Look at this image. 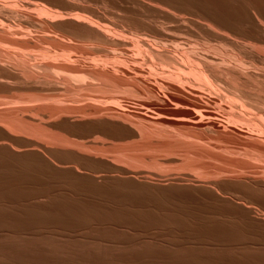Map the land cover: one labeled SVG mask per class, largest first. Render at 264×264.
Segmentation results:
<instances>
[{"label":"bare ground","instance_id":"6f19581e","mask_svg":"<svg viewBox=\"0 0 264 264\" xmlns=\"http://www.w3.org/2000/svg\"><path fill=\"white\" fill-rule=\"evenodd\" d=\"M257 1L0 0V264H264Z\"/></svg>","mask_w":264,"mask_h":264},{"label":"rangeland","instance_id":"374dc122","mask_svg":"<svg viewBox=\"0 0 264 264\" xmlns=\"http://www.w3.org/2000/svg\"><path fill=\"white\" fill-rule=\"evenodd\" d=\"M255 1V0H254ZM257 1V0H256ZM258 2H261V6H263L264 7V0H258L257 1V3ZM258 4H260V3H258ZM27 6V8H29V7H33V5H31V4H28V5H26ZM31 11H32V8H29ZM37 22L35 23V28H37V29H39L40 27V24L39 25H37ZM191 25V24H190ZM192 27H193V25H191ZM197 26H195L194 25V29L196 28ZM197 29V28H196ZM18 30H19V32H27V30H25V29H16V30H14V31H12V32H18ZM38 37H41L40 35H38ZM192 40H194V38H192ZM146 74H148V73H146ZM1 196H2V198H1ZM24 196H26V195H24ZM24 196H22L20 199H19V197H11L10 195H9V197L8 196H5V195H0V205H1V203L3 204V201L4 202H7L6 203V205L4 206V205H1L0 206V209H1V212H3V210L5 209V208H7V209H5L4 211H6L7 210V212L11 209V210H18V205H21L20 207H19V209H21V208H23V207H25V206H28V201H26L27 199L28 200H30L31 198H32V194H28L25 198H24ZM29 197H31V198H29ZM3 198H5V199H3ZM8 198V199H7ZM10 198H12V199H10ZM15 198H16V200H15ZM3 201H2V200ZM6 200H8V201H6ZM11 201H13V202H11ZM14 202H15V204H14ZM18 202H20V203H18ZM24 202H26L27 203V205L24 203ZM12 203L14 204V206L16 207V209L14 208V209H12L11 207H14L13 205H12ZM5 204V203H4ZM7 204H8V206H7ZM18 204V205H17ZM11 206V207H10ZM97 213H95L93 216H96L97 217ZM99 216V215H98ZM106 216V215H105ZM98 218V217H97ZM94 220H96L95 218H91V223H89V224H87V225H78V226H64V225H60L59 223H58V225L59 226H57L56 224L57 223H55V225L59 228H57L56 226H54V224L52 225V226H45V224H35V225H33V224H30L28 227H25L24 228V230H26L27 232H25V231H16L17 229H15L16 227H13V226H11L10 228H11V230H10V228H8V230L10 231V233L11 234H9L8 232V230H7V228H6V226H4L5 228L3 229V228H1V229H3L2 231H0L1 233L2 232H7V234H8V236H9V238H10V240H14V241H24V240H28V238H30L29 239V241H31L32 243L34 242H40V243H35V244H37L39 247H45V246H52V245H54L52 242H54V241H56V242H58V241H62V240H67V237H68V235H69V237H71L70 235H72V237L71 238H68L69 240H71V239H74V240H85V241H91V239L92 240H96V239H98L97 241H100V239L101 238H95V233L96 234H98V233H108L109 232V229H107L104 225L106 224V223H104V220H105V222L107 221L106 219H97L96 220V222L94 221ZM99 220V221H98ZM103 221V222H101V221ZM98 221V222H97ZM99 222H100V226H99ZM97 223V225H95ZM102 223V224H101ZM40 225H42V226H40ZM44 225V226H43ZM89 225V226H88ZM35 226H37V227H35ZM53 226H54V228H53ZM61 226V227H60ZM82 226V227H81ZM97 226V227H96ZM104 226V227H103ZM30 227V228H29ZM31 227H33V229L31 228ZM42 227H44V228H42ZM50 227L51 228H53V229H55V230H53V229H50ZM65 227V228H64ZM70 227V228H69ZM72 227V228H71ZM99 227H100V229H99ZM26 228H28V229H26ZM39 228H41L40 230H37V229H39ZM49 228V229H48ZM62 229V231H61V229ZM69 228V229H68ZM76 228V229H75ZM86 228V229H85ZM56 229L57 230H59L61 233H64V234H61V233H58L59 231H56ZM107 231H106V230ZM7 230V231H6ZM33 230V231H32ZM67 230V231H66ZM73 230V231H72ZM78 232H77V231ZM88 230H90V231H88ZM92 230H95V231H92ZM35 231V232H34ZM40 231H41V233H40ZM65 231L66 232H68V231H72V233H70V232H68V233H70V234H67V233H65ZM74 231H76L77 232V234H76V232H75V234H74ZM87 231V232H86ZM106 231V232H105ZM16 232H18V233H16ZM24 232L28 235V238H27V235L26 234H24ZM45 232H47V233H49V235L47 234V233H45ZM80 232H82V233H80ZM89 232V234L90 235H88L87 233ZM13 233H14V235H13ZM20 233V234H19ZM22 233V234H21ZM42 233H43V235L46 237V239L44 238V236L42 235ZM45 233V234H44ZM50 233H51V235H50ZM54 233L56 234V235H54ZM79 233H80V235H79ZM92 233V234H91ZM29 234H30V236H29ZM35 234V235H34ZM47 234V235H46ZM61 234V235H60ZM67 236H66V235ZM85 234V235H84ZM13 235V236H12ZM16 235V236H15ZM19 235H23V236H19ZM31 235L33 236V237H31ZM76 235V236H75ZM17 236H18V238L20 237V239L18 240V238H17ZM40 236H42V237H40ZM54 236H56V238L57 239H55V237ZM58 236H60V237H58ZM62 236H64L63 237V239H62ZM78 236H80L79 237V239H78ZM89 236V237H88ZM92 236V237H91ZM38 237H39V239H38ZM47 237H48V239H47ZM49 237L50 238H52L51 240H49ZM54 237V238H53ZM74 237V238H73ZM91 237V238H90ZM102 237V236H101ZM12 238V239H11ZM86 238H88V239H86ZM22 239V240H21ZM31 239H33V241L31 240ZM35 239H37V241L35 240ZM45 239V240H44ZM54 239V240H53ZM62 239V240H61ZM107 239V238H106ZM49 240V241H48ZM42 241L44 242V243H42ZM47 241H48V243H47ZM106 240L104 239V240H101V242H105ZM55 242V243H56ZM107 242V241H106ZM50 243V244H49ZM44 244V245H43ZM48 244V245H47ZM41 245V246H40Z\"/></svg>","mask_w":264,"mask_h":264}]
</instances>
